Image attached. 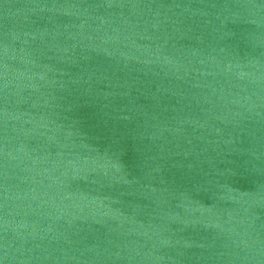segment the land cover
I'll use <instances>...</instances> for the list:
<instances>
[{"label": "water", "instance_id": "water-1", "mask_svg": "<svg viewBox=\"0 0 264 264\" xmlns=\"http://www.w3.org/2000/svg\"><path fill=\"white\" fill-rule=\"evenodd\" d=\"M0 264H264V0H0Z\"/></svg>", "mask_w": 264, "mask_h": 264}]
</instances>
